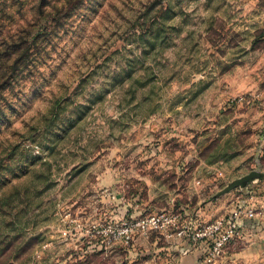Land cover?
<instances>
[{
    "label": "rangeland",
    "instance_id": "rangeland-1",
    "mask_svg": "<svg viewBox=\"0 0 264 264\" xmlns=\"http://www.w3.org/2000/svg\"><path fill=\"white\" fill-rule=\"evenodd\" d=\"M262 138L264 0H0V264H79ZM241 233L211 264L256 263Z\"/></svg>",
    "mask_w": 264,
    "mask_h": 264
},
{
    "label": "crops",
    "instance_id": "crops-1",
    "mask_svg": "<svg viewBox=\"0 0 264 264\" xmlns=\"http://www.w3.org/2000/svg\"><path fill=\"white\" fill-rule=\"evenodd\" d=\"M259 152L263 157L262 164L244 172L239 170L238 173H223L220 170H225L224 167L212 165L209 167L211 174L205 180L202 179V173H193L181 188L185 195L175 193L167 201V207L162 209L178 214L181 225L191 226L207 223L239 210L241 231L246 234L245 241L248 240L252 245L239 250L237 254L244 257L246 253L252 252L255 264H264V138ZM253 170L259 172L260 176L227 190L231 183ZM109 194L113 196L114 202L115 195L111 190ZM140 195V192L132 194L131 202L123 204L124 206L119 205L117 200L112 209L116 215L112 218L138 216L147 204V209H151L150 204H153L155 198L148 193V198L144 199L146 203H143ZM248 209L253 211L252 217L245 215ZM83 237L89 246L77 253L79 264H204L202 257L208 247L207 240L194 241L185 236H168L164 231H151L147 236L138 235L132 246L123 244L121 240H113L111 244L105 245L108 241L106 243L94 234ZM228 247L231 246L228 244L226 249ZM230 254L233 256L235 253ZM71 257V254L67 255L64 263L68 260L72 262Z\"/></svg>",
    "mask_w": 264,
    "mask_h": 264
},
{
    "label": "built area",
    "instance_id": "built-area-1",
    "mask_svg": "<svg viewBox=\"0 0 264 264\" xmlns=\"http://www.w3.org/2000/svg\"><path fill=\"white\" fill-rule=\"evenodd\" d=\"M245 215L252 217L253 211L248 209ZM179 222V215L170 210L150 211L139 217L122 219L96 232L112 240H121L127 246L133 245L136 236H147L151 231H164L168 236H185L194 241L207 240L208 247L202 257L204 264L213 263L228 244L242 235L239 210L196 226Z\"/></svg>",
    "mask_w": 264,
    "mask_h": 264
},
{
    "label": "water",
    "instance_id": "water-1",
    "mask_svg": "<svg viewBox=\"0 0 264 264\" xmlns=\"http://www.w3.org/2000/svg\"><path fill=\"white\" fill-rule=\"evenodd\" d=\"M260 174L257 171H251L250 173H248L247 175H245L244 177L237 179L236 181H234L233 183H231L228 187L227 190L232 188V187H236L242 184H246L249 181L254 180L255 178L259 177Z\"/></svg>",
    "mask_w": 264,
    "mask_h": 264
}]
</instances>
